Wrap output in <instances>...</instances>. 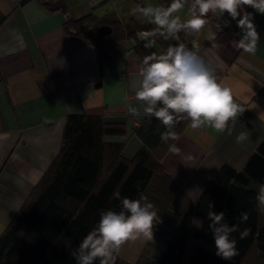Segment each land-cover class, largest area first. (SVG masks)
<instances>
[{
	"label": "crops",
	"instance_id": "1",
	"mask_svg": "<svg viewBox=\"0 0 264 264\" xmlns=\"http://www.w3.org/2000/svg\"><path fill=\"white\" fill-rule=\"evenodd\" d=\"M61 1L66 12L50 10L45 0H0V235L57 157L69 114L102 115L124 123L128 157L140 146L133 127L145 115L141 111L133 117L127 111L129 104H139L135 92L143 58L135 49L137 37L116 46L114 57L102 68L97 48L74 29L69 31L65 21L93 11L100 19L118 18L124 24L137 19L159 32L133 9L167 7L171 0ZM190 3L177 13L182 19ZM244 13L252 14L260 37L254 55L235 48L242 32L227 13L207 14L208 23L193 37V48L216 67L217 78L228 83L245 108L229 123L230 134L210 127L193 130L188 122L174 141L181 153L168 151L164 156L165 168L194 200L224 164L242 169L264 138V120L258 119L264 110V14L245 6ZM152 43L159 54L165 52L154 39ZM242 131L249 138L237 143ZM188 155L192 159H185ZM148 242H128L119 255L133 264Z\"/></svg>",
	"mask_w": 264,
	"mask_h": 264
},
{
	"label": "trees",
	"instance_id": "2",
	"mask_svg": "<svg viewBox=\"0 0 264 264\" xmlns=\"http://www.w3.org/2000/svg\"><path fill=\"white\" fill-rule=\"evenodd\" d=\"M44 4L50 10H67L61 0ZM65 24L97 48L102 68L129 36L137 37L135 49L144 58L159 54L153 39L166 52L181 42L193 49L195 35L181 32L176 41L157 34L149 40L138 33L154 31L150 25L137 19L127 24L118 18L103 20L93 11L77 19L67 17ZM102 24L110 25L111 33L101 35ZM187 123L182 120L174 131L179 135ZM133 131L140 146L128 157L124 123L102 115L69 114L57 157L0 235V264H76L73 252L97 225L100 213L121 210L117 192L121 199L146 196L160 216L153 241L133 264H264V211L256 200L264 184V138L242 169L224 164L194 200L162 163L174 143L160 139L164 126L145 116ZM209 210L223 212L229 225L238 223L240 212L248 213L240 230L250 229L249 235L241 239L239 231L231 234L238 254L229 261L215 254ZM116 264L132 263L119 255Z\"/></svg>",
	"mask_w": 264,
	"mask_h": 264
},
{
	"label": "clouds",
	"instance_id": "3",
	"mask_svg": "<svg viewBox=\"0 0 264 264\" xmlns=\"http://www.w3.org/2000/svg\"><path fill=\"white\" fill-rule=\"evenodd\" d=\"M188 0H171L169 6H140L133 9L150 23L157 26V31L140 32L138 35L147 39L157 34L179 41V33L186 35L200 33L208 23L207 14L227 13L242 32L238 42H234L237 50L254 55L260 39L253 23L251 13L241 15L244 6L253 8L264 14V0H191L187 18L182 19L177 13L185 9ZM227 23V22H226ZM140 84L135 92L138 106L129 104L127 111L133 117L141 115L156 118L165 128L160 133L164 143L176 141L179 135L175 126L182 120L189 122L193 130L210 127L217 133L225 130L231 132L229 123L245 111L236 102L232 88L226 81L217 78L216 67L198 54V48L187 47L184 43L169 46L163 54L153 53L145 56L139 69ZM258 108V105L254 104ZM258 119L264 120V110L259 111ZM159 131V129H157ZM249 138L242 131L236 137L237 143ZM168 151L179 155L181 149L175 143L168 145ZM185 159H192L190 155ZM121 210H105L100 213L97 225L82 239L73 252L76 264H116L123 246L128 242L141 240L153 241L154 226L160 222L155 205L146 196L139 199L120 198ZM257 207L264 211V184L259 186L256 196ZM207 217L209 228L213 234L216 255L225 261L238 254L236 240L231 238L234 232H240V238L249 235L250 229L240 230V225L248 220L246 211L236 217L238 223L229 225L223 212L209 210Z\"/></svg>",
	"mask_w": 264,
	"mask_h": 264
},
{
	"label": "water",
	"instance_id": "4",
	"mask_svg": "<svg viewBox=\"0 0 264 264\" xmlns=\"http://www.w3.org/2000/svg\"><path fill=\"white\" fill-rule=\"evenodd\" d=\"M111 31H112V28H111V26L108 25V24H102V25L99 27V29H98V32H99L101 35L109 34V33H111ZM99 85H100V81L97 82V83L95 84V86H99Z\"/></svg>",
	"mask_w": 264,
	"mask_h": 264
},
{
	"label": "built area",
	"instance_id": "5",
	"mask_svg": "<svg viewBox=\"0 0 264 264\" xmlns=\"http://www.w3.org/2000/svg\"><path fill=\"white\" fill-rule=\"evenodd\" d=\"M247 9H250L251 7H249V6H245ZM218 25H220V27H222V26H225V23H219ZM136 124H139L138 123V121H137V123Z\"/></svg>",
	"mask_w": 264,
	"mask_h": 264
}]
</instances>
